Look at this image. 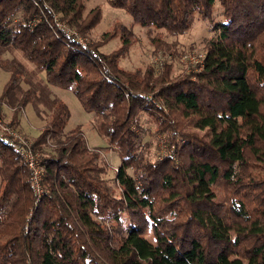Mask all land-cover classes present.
<instances>
[{"label":"trees","instance_id":"16d2710c","mask_svg":"<svg viewBox=\"0 0 264 264\" xmlns=\"http://www.w3.org/2000/svg\"><path fill=\"white\" fill-rule=\"evenodd\" d=\"M107 2L172 35L198 14L214 36L198 72L172 78L165 65L139 77L117 65L129 33L110 54L87 39L100 13L83 17V0H0V54L20 50L45 85L101 115L97 131L119 159L115 195L77 126L40 159L37 197L15 141L0 135V264H264V0ZM21 73L11 67L0 105ZM33 97L25 91L16 113ZM48 109L33 149L70 118L57 98ZM143 115L166 139L168 155L154 162L137 151ZM148 224L154 243L143 236Z\"/></svg>","mask_w":264,"mask_h":264},{"label":"rangeland","instance_id":"374dc122","mask_svg":"<svg viewBox=\"0 0 264 264\" xmlns=\"http://www.w3.org/2000/svg\"><path fill=\"white\" fill-rule=\"evenodd\" d=\"M83 7V17L94 9L100 13L98 24L86 37L89 41L99 44L101 53L110 54L118 50L129 37L128 33L130 34V45L118 58L117 65L120 69L137 73L139 77L147 68L152 69L157 75L162 72L165 65H169L172 78L198 72V66L205 52L204 47L214 36L211 25L198 14L194 15L192 24L186 32L172 35L163 29L140 27L123 10L110 7L107 0H83ZM13 19L19 20L18 13ZM212 19L216 23L222 22V9L217 2L212 8ZM67 30L69 33H74L71 29ZM106 35L108 36L103 41ZM14 64L21 66L22 73L19 88L0 105V135L6 134L13 141L27 148L33 156L35 161L33 168H35L40 163V159L53 153L57 141L64 140L68 132L79 126L88 149L98 155L97 164L104 171L101 178L106 181L112 192L118 195L119 189L114 182V175L119 159L115 148L109 145L105 137L97 131L101 115L85 112L71 90L45 85L44 74L37 72L23 53L14 48H8L0 54V95ZM29 88L34 95L32 102L27 103L20 112L16 113L17 103ZM53 98L59 99L67 106L70 118L56 139L33 149L32 143L44 126L50 113L49 102ZM138 123L142 129L138 141V155L150 162L168 155L166 139L158 134L155 124L145 115L139 117ZM128 173L131 175V170H128ZM123 223L126 225L125 220ZM143 236L154 243L149 224Z\"/></svg>","mask_w":264,"mask_h":264},{"label":"built area","instance_id":"2783aa9c","mask_svg":"<svg viewBox=\"0 0 264 264\" xmlns=\"http://www.w3.org/2000/svg\"><path fill=\"white\" fill-rule=\"evenodd\" d=\"M16 149L20 152L23 160L25 161L28 169L31 171V179L34 187L35 194L37 197H39L42 193V190L40 188V174L42 172V168L37 164L35 168H33L35 161L33 159V156L27 148L22 147L19 143L15 142ZM37 168V169H36Z\"/></svg>","mask_w":264,"mask_h":264}]
</instances>
